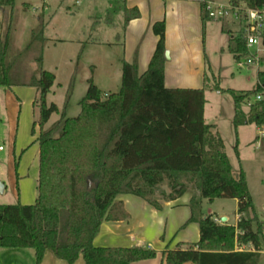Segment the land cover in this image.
Returning a JSON list of instances; mask_svg holds the SVG:
<instances>
[{
  "label": "trees",
  "instance_id": "trees-1",
  "mask_svg": "<svg viewBox=\"0 0 264 264\" xmlns=\"http://www.w3.org/2000/svg\"><path fill=\"white\" fill-rule=\"evenodd\" d=\"M13 6L14 0H0V10ZM205 6L202 2L203 23L212 19ZM229 6L261 10L264 0H229ZM136 15H127L124 24ZM152 30L158 42L141 77L135 62H123L120 90L105 99L89 78L79 115L67 118L62 112L47 130L42 129L58 108L46 102L55 77L41 68L46 45L42 19L22 50L12 52L9 29L0 40V87L36 89L32 133L39 127L37 197L33 205H0V248L32 249L35 264L47 251L68 264L79 256L85 264L153 259L156 253L148 249L95 247L93 240L104 222L128 219L122 203L114 202L116 197H138L160 210V202L175 201L190 191L187 223L199 224V241L184 250L165 251V263L259 264L264 227L252 229L257 219L249 217L253 205L246 177L242 170L234 174L219 133L203 119V93L209 89L232 97L235 131L245 125L264 128L263 103L252 104L246 112L241 108L259 86L239 92L207 83L198 90L166 88L164 22L155 23ZM227 48L237 63L248 54L241 32L229 38ZM31 63L36 65L33 71L28 69ZM257 79L264 84V72ZM256 142L264 152V137ZM215 199L237 201L236 227L201 217L202 200ZM236 244H249L253 251H236Z\"/></svg>",
  "mask_w": 264,
  "mask_h": 264
},
{
  "label": "rangeland",
  "instance_id": "rangeland-1",
  "mask_svg": "<svg viewBox=\"0 0 264 264\" xmlns=\"http://www.w3.org/2000/svg\"><path fill=\"white\" fill-rule=\"evenodd\" d=\"M216 1L227 8V16L213 18L207 23L204 34L205 55L210 67L207 86L218 84L222 90L236 92L252 90L257 84L256 68L240 65L227 49L229 38L236 36L244 23L232 16L228 0ZM107 4L108 0H14L12 9L0 10V40H4L9 29L12 52L20 51L26 46L31 30L38 24V19H42L46 45L41 68L55 77L47 102L58 108V113L50 117L42 130H47L60 118L62 112L67 118L79 115V102L86 93L88 79L92 77V61L100 65L109 56L110 75H106L100 65L101 69L93 83L104 95L119 91L120 79H115V71L116 67L119 69L117 63L120 49L114 48L118 46L112 44V37L115 30L121 34V26L113 30V27L104 25ZM211 11L217 13L216 5L211 6ZM118 19L119 17L115 18L117 25L120 24ZM94 38H100L105 43L111 42L112 49L109 51L92 46ZM77 57L79 61L76 66ZM35 68L33 63L28 65L30 71ZM26 92L30 90L0 87V181L6 187L5 193L0 194V204L4 205L17 204V174L23 175V171L28 170L30 179H34L37 170V160L32 154L35 148L28 149L37 135L39 137L38 126L34 127V136L31 135L37 112L33 109L31 100L22 95ZM203 96L204 122L216 127L232 170H242L246 177L253 205L249 217L258 221L252 224L255 231L257 226L264 227V152L259 149L258 142L254 143L256 137L261 138L262 129L245 125L238 128L236 133L231 122L234 109L232 97L209 89H205ZM241 108L247 111L243 106ZM118 197L114 202H117ZM202 202L200 209L205 217L212 216L220 225L221 219L228 217L232 223L237 209L236 200L215 199L213 202ZM260 248L263 261L264 240L260 241Z\"/></svg>",
  "mask_w": 264,
  "mask_h": 264
},
{
  "label": "crops",
  "instance_id": "crops-1",
  "mask_svg": "<svg viewBox=\"0 0 264 264\" xmlns=\"http://www.w3.org/2000/svg\"><path fill=\"white\" fill-rule=\"evenodd\" d=\"M206 1L216 6H223L216 0H108L107 18L104 20V25L106 27H113V30L117 26H121V34L115 30V35L112 37V42H114L112 44L118 46L114 48L120 49V58L117 63L119 69L116 67L115 71V79H120V86L123 62L127 64L135 62L138 77H141L147 71L158 42V37L154 35L152 27L155 23L164 22L165 54L168 57H165L163 68L165 87L168 89H202L204 84L209 81L208 73L210 72L204 49V34L209 21L203 23L201 19V3ZM134 13L137 14L136 18L133 17L127 24H124L125 17L127 15L132 16ZM116 17H119V25L115 23ZM112 44L111 42L105 43L100 38H94V41H92V46L103 47L109 49V51L112 49ZM91 64L90 72L92 80H96V76L101 68L106 75H110L111 64L109 56L100 64L102 65L101 68L98 65L99 63L95 61H92ZM11 88L29 89L30 92L23 93L22 95L31 100L33 107L37 94L35 88L20 86ZM49 94L50 92L46 96V102ZM256 128L259 129V127ZM260 129H262L261 138H263L264 128ZM237 130L235 131L236 133ZM34 134L33 129L31 135L34 136ZM37 137L28 147V149L35 148L32 153L37 160V170L34 179L33 177L30 179L28 170L23 171V175L17 174V204L23 206L34 204L37 197L39 177V144ZM256 139L259 138L256 137L254 143H257ZM234 174H237V172L234 171ZM0 183L4 186L3 181H0ZM5 189L6 187L4 186L2 194L5 193ZM191 195L189 191L175 201L160 202V210L153 208L138 197L131 195L119 196L116 201L122 203L124 211L128 214V219L104 222L93 240V245L103 248L141 247L154 251L156 256L153 259L137 261L131 264H166L163 255L165 251L178 248L184 250L199 241V224L197 222L187 223L191 217L189 208ZM201 217L205 218V215L201 214ZM239 217L236 209L232 223L229 222L228 217H225L226 221L221 224L236 227ZM213 220L216 223L218 221L214 218ZM235 250L253 251V248L249 244H236ZM259 253V264H264V260L261 261V251ZM0 264H35V254L32 249L0 248ZM40 264L68 263L57 259L53 253L47 251ZM74 264H85L82 256H79ZM185 264L193 263L189 262Z\"/></svg>",
  "mask_w": 264,
  "mask_h": 264
},
{
  "label": "built area",
  "instance_id": "built-area-1",
  "mask_svg": "<svg viewBox=\"0 0 264 264\" xmlns=\"http://www.w3.org/2000/svg\"><path fill=\"white\" fill-rule=\"evenodd\" d=\"M206 3V11L208 15L213 18H222L227 16V8L224 6H216L217 13L214 14L211 11V6L213 5L210 2ZM232 16L241 22H243L242 36L245 41L248 54L238 62L240 65L255 67L257 74L259 72H264V9H247L244 7H229ZM259 90L249 99H245L242 106L245 109H249L252 104L260 102L264 104V84L260 81H257Z\"/></svg>",
  "mask_w": 264,
  "mask_h": 264
},
{
  "label": "water",
  "instance_id": "water-1",
  "mask_svg": "<svg viewBox=\"0 0 264 264\" xmlns=\"http://www.w3.org/2000/svg\"><path fill=\"white\" fill-rule=\"evenodd\" d=\"M165 57L168 58L166 54H165ZM3 190H4V186L0 183V194H2ZM225 221H226L225 218L221 219V223H224Z\"/></svg>",
  "mask_w": 264,
  "mask_h": 264
}]
</instances>
